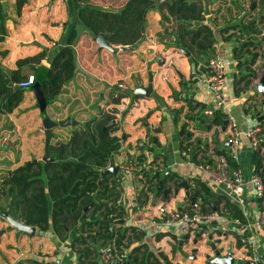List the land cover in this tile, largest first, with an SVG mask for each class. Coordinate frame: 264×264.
I'll return each instance as SVG.
<instances>
[{
	"label": "crops",
	"instance_id": "1",
	"mask_svg": "<svg viewBox=\"0 0 264 264\" xmlns=\"http://www.w3.org/2000/svg\"><path fill=\"white\" fill-rule=\"evenodd\" d=\"M87 1L103 9L117 10L126 0ZM258 3L256 1L250 14L264 13V8ZM250 4L251 0H215L210 3V14L204 19L211 22L210 16L216 17L213 31L226 69V99L220 108L226 115L224 125L212 124L207 128V117L201 112V108L213 103V94L203 80L206 58L195 63V55L188 50L189 54H185L183 47L173 43V20L162 23L160 10L154 8L146 13L144 36L135 45H127V49L118 48L121 44H112L115 47L113 51L100 48L90 33L80 29L75 43L78 68L61 92L48 102L37 96L33 86L25 88L16 107L9 113H0V175L5 173L4 170L29 160L44 161L42 119L45 115L54 120L72 116L77 121L53 128L50 144H56L66 142L75 126L98 115L99 111L114 110L116 127L113 133L122 140V147L112 154L114 164L120 165L134 155H141L142 162L140 177L128 176L121 169L117 171L120 176L118 201L123 208V216L118 218L124 221L115 224L135 228L127 231L130 245L122 253L126 258H130L133 245L146 242L148 248L162 251L172 262L206 264L204 254H213L208 244L213 239H218L216 245L222 247L221 254H226L230 247L232 256L239 259H258V254L264 255V196L258 198L251 184L246 185V203L240 206L245 221L241 222L229 214V208L225 206V198L232 199L223 188L210 184L199 167L214 152L232 148L230 143H226L232 118L240 130L234 160L246 176L254 173L252 148L246 131L254 126L261 127L264 120V94L256 86L264 69V21L258 22L256 33H244L238 28L221 30L226 25L247 23L251 19L248 12ZM3 8L7 12L6 35L0 40V50L7 49L8 53L1 57V61L12 68L18 57L51 47L52 42L63 36L66 30L63 22L68 15L75 13L76 1L27 0L19 15L13 0H6ZM162 34L167 37L165 42L160 38ZM247 36L254 42L260 41V47L253 49L259 52L252 65L256 77L247 90L235 93V81L243 67L238 66V60L242 59L234 55V47L241 45ZM249 47L252 49L253 46ZM157 56H162V59L158 60ZM48 66V59L44 58L38 65V71ZM24 71L34 73L28 67H24ZM149 74L152 75L151 81ZM118 81H123L126 87L117 88ZM149 82L152 85L149 94L135 92L137 87L146 86ZM251 92H254V99L259 98L258 104L246 112L244 108L251 102ZM115 94L120 95L116 102L112 101ZM150 136L154 137L153 141ZM263 138L264 132L258 147L261 151H264V145H261ZM187 143H190L188 148L182 149L181 146ZM183 150L188 151L189 158L182 155ZM143 169L158 175V179L153 178L152 182L160 180L162 188L170 190L158 192V183L155 188L148 186L142 175ZM183 180L187 188L181 183ZM197 180L208 184L214 192L213 198L217 199V205L212 207L214 217L193 226L163 223L161 217L168 211L189 209L190 192ZM7 214L0 211V264H34L35 260L82 264L81 260L87 261L76 251L82 245L74 247L72 244L76 226L70 227L64 236L52 228L40 230L36 227L34 232H29L11 226ZM139 231L145 234L136 238ZM159 233L162 234L157 236ZM248 250H251V255H246ZM89 258L95 264H113L111 259L114 255L105 259L97 250L90 253Z\"/></svg>",
	"mask_w": 264,
	"mask_h": 264
},
{
	"label": "trees",
	"instance_id": "2",
	"mask_svg": "<svg viewBox=\"0 0 264 264\" xmlns=\"http://www.w3.org/2000/svg\"><path fill=\"white\" fill-rule=\"evenodd\" d=\"M75 1V13L73 16L68 15V19L63 22L66 30L61 47H58L59 44L51 45L43 47L37 53L18 57L12 68L0 59V113L11 112L22 99L25 88L17 83L27 75L24 67L37 73L38 65L44 58L48 59L49 66L46 78L39 85L40 93L49 102L61 92L78 68L75 43L80 29H85L94 38L98 33L104 32L111 44L133 46L144 36L146 13L158 8L162 23L173 20V43L195 55V63L198 59H207L212 51L216 17L210 16L211 22L204 21L206 16L202 0H126L117 10L103 9L87 0ZM214 1L210 0V3ZM26 2L27 0H13L18 15ZM258 2L260 7L264 8V0ZM211 11L213 12V9ZM248 12L251 19L247 23L226 25L221 30L238 28L244 33H256L255 22L264 21V16L260 17L264 13L257 15L250 14L251 10ZM6 18L7 12L0 0V40L6 35ZM163 37V34L160 35V38ZM55 42L59 43L60 39ZM259 43L260 41L254 42L252 37L247 36L241 45L234 47V55L242 59L238 60V66L243 67L235 81V93L248 89L251 80L256 77V72L251 66L259 55L258 51H253L254 48L260 47ZM249 46H253L252 49ZM7 53V49L0 50L1 57ZM240 84L242 86H239ZM119 97L117 94L112 101H118ZM254 107L255 104L249 102L244 110L247 112ZM114 119V110H101L98 115L75 126L66 142L49 145L48 154L53 159L29 160L8 169L0 176V211L13 217L20 216L26 224L34 225L40 230L52 228L62 236L66 235L70 227L76 226L77 233L72 244L74 247L76 244L82 245L76 249L80 257L87 259L81 260L82 264H95L89 254L96 253L98 246L108 243L114 245V249L111 248V254L114 255L111 259L113 264H180L170 261L162 251L148 248L146 242L133 245L130 258L122 254L124 248L130 245L127 231H134L135 228L113 223V213L116 217L123 216V208L117 202L120 191L115 178L118 173H101L110 162L112 154L122 147L121 137L113 133L116 127ZM225 119V113L220 108L215 109L213 118L207 119L206 127L210 128L212 124L224 125ZM261 125L264 132V120ZM150 139L153 141L154 137L150 136ZM189 145L190 143H187L181 148L187 149ZM261 145H264V138ZM217 152L227 154L228 150L223 148ZM138 157L141 160V155ZM229 161L232 166H238L233 159L230 158ZM252 162L254 172L259 173L264 181V151L260 148L252 149ZM142 172L146 175L147 182L153 178L158 179V175L144 169ZM157 183L156 180L152 187L155 188ZM195 185L190 192V198L200 197L202 210L213 211V204L217 205V199L213 198L214 192L201 180H197ZM225 199L229 214L244 222L245 216L240 205L228 197ZM142 234L145 233L139 231L136 238H140ZM160 234L162 233L157 236ZM237 245H240V241H237ZM34 264L49 262L35 260Z\"/></svg>",
	"mask_w": 264,
	"mask_h": 264
},
{
	"label": "built area",
	"instance_id": "3",
	"mask_svg": "<svg viewBox=\"0 0 264 264\" xmlns=\"http://www.w3.org/2000/svg\"><path fill=\"white\" fill-rule=\"evenodd\" d=\"M238 33L240 32L238 31ZM239 39L242 40L243 38ZM162 40L165 42L167 37L164 36ZM58 44L59 43L52 42V45L56 46ZM157 59L161 60L162 56H157ZM205 67L206 71L204 73L203 80L213 94V103L201 108V112L208 120H211L214 116L215 109L221 108L225 104L226 99L224 91L226 69L221 55L218 52V43L216 41L212 44V51L206 59ZM35 80V73H28L25 78L21 79L17 83V85L22 88L32 87ZM116 86L119 89L126 87L123 81L116 82ZM229 127L230 135L228 137V142L232 145V148L227 154L214 152L211 158L201 162L199 167L210 184L223 188L225 193L232 199L233 202L243 207L246 203L247 196L246 185L250 183L255 195L259 198L262 197L264 193V182L259 173L254 172L249 176H246L239 166L234 167L230 164L229 159L231 158L234 160L236 157V148L239 142L240 130L236 127V123L232 120V118H230ZM261 133L262 127L260 126H254L246 131V136L250 140L252 149H257L259 147ZM182 155L185 158L190 157L187 150H183ZM118 169H121V171L128 176L140 177L141 175H139V173H141L142 162L138 155H134L124 163L118 165ZM115 180L117 182L120 181L119 173ZM117 202H119L118 199ZM200 203L201 200L200 197H198L190 202L189 209H172L161 217L162 222L166 224L176 222L186 226H193L201 221H208L212 219L214 217V211H203ZM242 241L244 240L242 239ZM111 248L114 249L113 243H108L100 246L98 251L105 259L109 258V256L111 258ZM49 264L64 263L58 260H53L49 262Z\"/></svg>",
	"mask_w": 264,
	"mask_h": 264
},
{
	"label": "water",
	"instance_id": "4",
	"mask_svg": "<svg viewBox=\"0 0 264 264\" xmlns=\"http://www.w3.org/2000/svg\"><path fill=\"white\" fill-rule=\"evenodd\" d=\"M188 1H194V0H188ZM203 1V9H204V14L205 15H209L210 14V0H202ZM2 5L3 7L6 5V0H2ZM256 5V0H252L249 9L253 10L255 8ZM264 15H261L260 17L263 18ZM107 34L104 32H100L95 36V39L98 43V46L101 47H106L110 50H115V47L110 44L107 40ZM64 37L62 36L60 38V42L58 47H61L64 43ZM118 48L120 49H127L128 46L127 45H120ZM182 50L184 51L185 54H189V52L185 49L182 48ZM7 71H9V69H6ZM46 72L47 69L46 68H40V70L38 71V75L36 76V80L33 84V88L35 89L37 96L45 101V99L43 98L42 94L40 93L39 90V85L42 82V80L44 78H46ZM152 75L149 74V80L151 81ZM256 86L258 88V90L264 94V71L263 73L259 76L257 82H256ZM152 89V85L149 82L146 86H139L136 88L135 92L137 93H141V94H149L150 91ZM77 121L72 117V116H66L64 118L61 119H57L54 120L52 118H50V116L45 115L42 119V125L44 127V156H43V160H49V159H53L49 154H48V149H49V145H50V139L54 136V132H53V128L55 126H66L69 124H75ZM226 143H229L228 141ZM112 172V173H117L118 171V165L114 164L113 158H110V163L108 166L104 167L101 170V173L104 172ZM182 184H185V187L187 188L188 185L186 184V181L183 180L181 182ZM158 189L162 188L161 185V181L158 180V184L156 186ZM163 192L166 193L170 190V188H162ZM186 194H188V190H186ZM192 198L190 199V201L192 202ZM4 214H7V212H3ZM7 219L10 222L11 226H15L19 229L25 230V231H29V232H34L36 229V226L34 225H29L26 224L20 216L18 217H13L9 214L6 215ZM112 219H113V223L115 222H120L123 223L124 219L122 218H118L114 215V213L112 214ZM180 242V241H179ZM218 242V239H213V240H209L208 244L210 245L211 249L213 250V254L210 255L208 253H205L204 256L206 258L205 263L206 264H264V255L262 254H258L259 258L258 259H239V258H235L232 256V252L230 250V247L227 248V252L226 254H221L222 251V247H219L216 245V243ZM175 246L173 244V249H175ZM246 255H251V250L246 251ZM130 257V256H129ZM194 255L191 256V258H193ZM165 264V262H164Z\"/></svg>",
	"mask_w": 264,
	"mask_h": 264
},
{
	"label": "rangeland",
	"instance_id": "5",
	"mask_svg": "<svg viewBox=\"0 0 264 264\" xmlns=\"http://www.w3.org/2000/svg\"><path fill=\"white\" fill-rule=\"evenodd\" d=\"M256 1H258V0H256ZM259 4V3H258ZM248 5H249V3H248ZM259 7H260V4H259ZM256 12L258 13L259 11L258 10H256ZM256 14V13H255ZM255 24L257 25L258 24V22H255ZM262 23H260V25H261ZM262 26V25H261ZM261 26H259V27H261ZM262 41H264V39H262ZM252 67V66H251ZM264 67V66H263ZM263 71H264V69H263ZM263 71H262V73H263ZM261 73V74H262ZM239 86H242L241 84L239 85ZM247 90V89H246ZM254 94V92H251L250 93V96L251 97H249L250 99H251V103H254V104H258V99L259 98H256V99H254V97H252V95ZM250 102V101H249ZM5 142V141H4ZM8 170V169H7ZM7 170H4V172H6ZM143 173V172H142ZM143 175V174H142ZM1 176V175H0ZM143 177L144 178H147L145 175H143ZM146 183H147V181H146ZM149 184H148V186H152V184H154V182H152V181H150V182H148ZM263 198V197H262ZM0 202H1V200H0Z\"/></svg>",
	"mask_w": 264,
	"mask_h": 264
}]
</instances>
